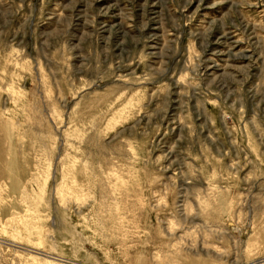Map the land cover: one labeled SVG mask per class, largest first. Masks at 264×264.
I'll list each match as a JSON object with an SVG mask.
<instances>
[{"label": "rangeland", "instance_id": "1", "mask_svg": "<svg viewBox=\"0 0 264 264\" xmlns=\"http://www.w3.org/2000/svg\"><path fill=\"white\" fill-rule=\"evenodd\" d=\"M258 260L264 0H0V264Z\"/></svg>", "mask_w": 264, "mask_h": 264}, {"label": "bare ground", "instance_id": "2", "mask_svg": "<svg viewBox=\"0 0 264 264\" xmlns=\"http://www.w3.org/2000/svg\"><path fill=\"white\" fill-rule=\"evenodd\" d=\"M264 260H258V263L257 264H260V263H262ZM251 264H253V263H251Z\"/></svg>", "mask_w": 264, "mask_h": 264}, {"label": "water", "instance_id": "3", "mask_svg": "<svg viewBox=\"0 0 264 264\" xmlns=\"http://www.w3.org/2000/svg\"><path fill=\"white\" fill-rule=\"evenodd\" d=\"M260 261V260H259ZM253 264H257L258 263V261H255V262H252Z\"/></svg>", "mask_w": 264, "mask_h": 264}]
</instances>
